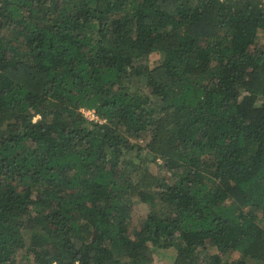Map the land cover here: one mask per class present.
Listing matches in <instances>:
<instances>
[{
  "label": "trees",
  "instance_id": "trees-1",
  "mask_svg": "<svg viewBox=\"0 0 264 264\" xmlns=\"http://www.w3.org/2000/svg\"><path fill=\"white\" fill-rule=\"evenodd\" d=\"M163 250L264 264V0H0V264Z\"/></svg>",
  "mask_w": 264,
  "mask_h": 264
},
{
  "label": "rangeland",
  "instance_id": "rangeland-1",
  "mask_svg": "<svg viewBox=\"0 0 264 264\" xmlns=\"http://www.w3.org/2000/svg\"><path fill=\"white\" fill-rule=\"evenodd\" d=\"M152 61H153V58L149 60V63H151ZM86 114H88L87 111H86ZM152 168H154V165L152 166ZM145 212L146 210L144 209L143 205L134 208L133 220H135L137 217L144 215ZM172 253H173L172 250H163V251H160V253H154L153 264H171L172 263L171 261Z\"/></svg>",
  "mask_w": 264,
  "mask_h": 264
},
{
  "label": "built area",
  "instance_id": "built-area-1",
  "mask_svg": "<svg viewBox=\"0 0 264 264\" xmlns=\"http://www.w3.org/2000/svg\"><path fill=\"white\" fill-rule=\"evenodd\" d=\"M87 112H88V114H90V115H91V117H94V116L92 115V114H93L92 112H89V111H87Z\"/></svg>",
  "mask_w": 264,
  "mask_h": 264
}]
</instances>
